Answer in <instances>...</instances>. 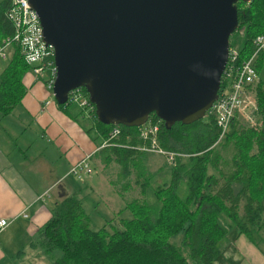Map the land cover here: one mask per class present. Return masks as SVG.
Instances as JSON below:
<instances>
[{"label": "trees", "instance_id": "trees-1", "mask_svg": "<svg viewBox=\"0 0 264 264\" xmlns=\"http://www.w3.org/2000/svg\"><path fill=\"white\" fill-rule=\"evenodd\" d=\"M9 7L10 0H0V43L13 36ZM236 7V32L245 36L238 50V67L255 52V38L264 37V0L239 1ZM12 49L0 74L2 116L11 114L24 98L23 78L31 71L21 49ZM263 63L264 51L255 62L257 76ZM221 80L218 94L228 86L224 77ZM251 88L261 126L249 127L235 117L221 142H217L219 129L209 113L193 124L176 123L169 129L160 121L158 144L178 157L169 184L154 191L153 206L143 200L148 179L140 184L141 197L125 203L123 210L131 213L130 220L114 219L93 230L78 193L67 195L53 204L50 219L39 228L30 248L49 264H218V244L236 229L238 237L244 236L264 257V81L258 80ZM78 91L86 100L80 113L87 111L93 123L87 133L92 132L101 145L113 126L99 123L85 88ZM70 98L63 105L54 99L64 114L73 104ZM148 120L158 121L154 115ZM119 128L117 146L100 148L95 157L103 164L116 162L121 175L129 176L130 168L140 165L145 154L138 148L149 144L140 139V128ZM226 152L229 158L224 157ZM182 181L188 189L184 200L176 193ZM179 234L177 243L173 239Z\"/></svg>", "mask_w": 264, "mask_h": 264}, {"label": "water", "instance_id": "water-1", "mask_svg": "<svg viewBox=\"0 0 264 264\" xmlns=\"http://www.w3.org/2000/svg\"><path fill=\"white\" fill-rule=\"evenodd\" d=\"M54 51L55 101L85 88L99 123L167 129L218 99L236 4L252 0H28Z\"/></svg>", "mask_w": 264, "mask_h": 264}, {"label": "crops", "instance_id": "crops-1", "mask_svg": "<svg viewBox=\"0 0 264 264\" xmlns=\"http://www.w3.org/2000/svg\"><path fill=\"white\" fill-rule=\"evenodd\" d=\"M23 84L27 92L14 108L18 107L16 118L23 126L17 124L15 129L14 119H9L12 129L0 127V221L10 223L0 231V264H36V260L49 264L30 248L32 237L50 219L53 203L76 193L72 181H67L72 178L70 168L87 156L92 162L99 147L86 135L93 125L90 118L91 126L85 127L69 110L61 112L45 81L31 71ZM10 116L0 115V122ZM37 134H42L41 150L34 147ZM56 186L55 196L41 203L39 198ZM233 244L245 258L241 264H264L263 255L244 236H237Z\"/></svg>", "mask_w": 264, "mask_h": 264}, {"label": "built area", "instance_id": "built-area-1", "mask_svg": "<svg viewBox=\"0 0 264 264\" xmlns=\"http://www.w3.org/2000/svg\"><path fill=\"white\" fill-rule=\"evenodd\" d=\"M7 19L11 22L14 32L11 38L6 39L0 45V59H2L0 61L8 59H5L8 49H12L13 46L19 47L25 63L31 68V73L35 77L38 76L39 79L44 80L47 90L52 93V87L56 77L54 51L50 45H47L43 41L39 18L31 9L29 1L10 0ZM253 43L256 48L255 52L247 61L238 67L235 65L238 50L229 48L228 62L222 74V78H225L228 86L221 94H218L217 101L208 112L213 117L219 129L220 134L217 142L222 141L227 135L235 117L241 118L249 127L261 126V123L256 121L255 115L257 109L251 86L255 79H257L255 62L258 54L264 51V37H256ZM78 90L70 93L69 98L71 97V102L79 103L80 108H82L86 105V100L82 98ZM159 130L160 120L157 122L148 121L144 126L140 127V139L148 142L149 146L139 147L138 150L165 156L167 162L174 166L178 154L165 151L159 146L157 140ZM120 132L119 127H113L103 148L111 145L117 146L116 143L120 137ZM89 159L90 157L87 156L75 163L71 167L69 175L73 179L83 182L92 172ZM43 197L41 196L39 199H43ZM9 224L8 221L1 220L0 231H3Z\"/></svg>", "mask_w": 264, "mask_h": 264}, {"label": "rangeland", "instance_id": "rangeland-1", "mask_svg": "<svg viewBox=\"0 0 264 264\" xmlns=\"http://www.w3.org/2000/svg\"><path fill=\"white\" fill-rule=\"evenodd\" d=\"M244 41H245V36L243 32H235L229 38V43L236 50H240L242 48ZM3 42H1L0 45H2ZM12 52H13V49L11 48L8 49L7 56L5 59L7 58L10 59ZM7 60L0 61V64H1L0 74L2 70L4 69V67L6 66L5 64ZM36 78L39 79L38 76H36ZM258 80L264 81V63H263V68L260 71L259 76H257V79H255L254 83H256ZM256 109H257V106H256ZM69 112L71 115L77 116L76 117L77 120L83 126L85 127L91 126V122L89 120L87 112L83 111L84 113H80L82 111H81L79 103H76V102L73 103L69 107ZM19 114H20L19 109L17 107L14 111H12L11 116L9 118H6L5 120H2L0 122V127H4L7 129V127L10 126L12 129V126L9 123V119H14L15 129L17 127V124H19L20 126H23V123L17 120L16 118L17 115ZM255 117H256V121L260 122L258 116L255 115ZM239 120L241 121L242 119L239 118ZM241 122H244V121L242 120ZM32 128L33 127L31 126V129ZM83 129H84V132L88 130V129L85 130V128ZM41 135L37 134L38 144L34 145V147L36 149L39 148V150L42 149L40 147V142H39L41 141L39 139ZM86 135L89 136L93 142H95L96 147L100 146L99 149L103 148L104 143L107 141L106 139L100 145V142L98 141V139H96V136H94L92 132ZM51 143L53 142L51 141ZM223 155L225 158L230 157L229 152L223 153ZM89 161L91 164L92 172L91 174H89V176H87L84 179L83 182H79L73 178H70L67 181H72L73 187L75 188L76 193L79 192L77 194V197L82 201L84 210L87 216L92 221L93 225L91 226V228L93 230L100 229V227L103 226L105 222H108L114 219L115 221H118L120 219L130 220L132 218L131 213L129 211L123 210L125 207V203L127 201L129 202L133 199H138L141 197L140 196V193H141L140 184L148 179H149L148 186L143 195V200L145 201L147 205L153 206L156 203L154 191L158 187H162L165 184H169L170 178H171L172 164L167 162L165 156L159 155L157 153H151V152L147 153L146 152L142 158L140 165L130 168L129 176H126L125 174L124 176L121 175L122 173L121 167L116 162L112 161V162H109L108 164H103L101 163L100 157H97V158L94 157L92 159V162H91V159H89ZM139 180L140 182H138ZM58 189H59V186L52 187L49 192H46L43 195L44 196L43 201L42 199H39L41 200V203L45 202L46 200L49 201L52 196L54 197ZM176 193L179 196V198L182 200H184L187 197L188 189H187L185 182L182 181L178 184ZM51 203L53 202L51 201ZM47 204L50 205V203L48 202ZM229 233L230 234L218 244V248L220 251V259L217 261V263L218 264H241V262L245 260V258L242 254L239 253L240 251L235 250V247L233 244L234 240L238 236L237 230L233 229ZM36 237H37V234H35L32 237V240L35 241ZM180 238H181V234L177 235L173 240L179 243ZM55 256H59V253L56 252ZM36 264H41V263L40 261L36 260Z\"/></svg>", "mask_w": 264, "mask_h": 264}]
</instances>
